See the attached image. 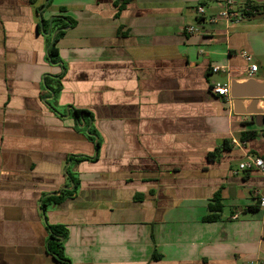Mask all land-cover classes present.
Wrapping results in <instances>:
<instances>
[{
	"label": "crops",
	"instance_id": "crops-1",
	"mask_svg": "<svg viewBox=\"0 0 264 264\" xmlns=\"http://www.w3.org/2000/svg\"><path fill=\"white\" fill-rule=\"evenodd\" d=\"M246 6L259 10L226 23L214 0H0V264H57L46 224L66 227L69 264H264L253 209L264 178L233 174L246 156L264 160V119L211 91L248 78L241 51L264 81V2ZM62 16L72 25L54 65ZM56 76L53 96L44 78ZM246 131L255 136L242 142ZM217 191L220 218L204 222ZM48 197L61 199L43 210Z\"/></svg>",
	"mask_w": 264,
	"mask_h": 264
},
{
	"label": "trees",
	"instance_id": "trees-1",
	"mask_svg": "<svg viewBox=\"0 0 264 264\" xmlns=\"http://www.w3.org/2000/svg\"><path fill=\"white\" fill-rule=\"evenodd\" d=\"M123 5H127L128 3L132 2L133 0H121ZM251 9L255 12L259 10L258 6L251 7ZM61 12L63 9L60 10ZM52 25H51V38L48 44V52H47V58L49 63L51 64H59V59H58V52L56 49V43L59 40L61 36L64 34V30L66 27H69L72 25V23L67 19L66 17H58V18H53L52 20ZM49 77V76H47ZM44 78V87L45 89L50 92V95H56L57 90L60 88V83L59 80L61 76H56V77H51V78ZM51 109L56 112V110L51 106ZM70 109V113L74 115L76 118L79 115H84L86 116V112H82L80 110H73L72 108ZM86 128V134L87 138L90 141H93L94 137V130L88 127V124L85 125ZM93 136V137H92ZM255 136V133L253 131H246L242 133L241 140L242 142L253 138ZM227 142L224 141L221 145L220 148L214 149L212 152H209L206 155V158L208 161H213L216 156L222 151V150H228L229 148L227 147ZM100 143L99 141H95V148L96 152L99 150ZM91 159V158H90ZM97 157L94 158L96 160ZM74 185H76L75 182H73ZM67 193V192H66ZM65 194V193H64ZM72 192H68L66 195H71ZM141 198L140 196H138ZM45 199V198H44ZM61 198H52L48 197L47 199L44 200V203L42 202V209L46 207V203H51L55 204L58 203V201ZM46 201V203H45ZM254 210H258V206L253 208ZM223 210V204L221 203V197H220V192L217 191L212 199L210 200V203L208 204V213L205 215L203 218L204 222H215L220 218V213ZM46 229L48 231V240L46 242L45 246V252L48 254L57 264H69V260L65 257L64 254V248H63V239L66 236L67 229L63 225H49L46 224ZM152 260H158L161 258L157 252H153L151 256Z\"/></svg>",
	"mask_w": 264,
	"mask_h": 264
},
{
	"label": "built area",
	"instance_id": "built-area-1",
	"mask_svg": "<svg viewBox=\"0 0 264 264\" xmlns=\"http://www.w3.org/2000/svg\"><path fill=\"white\" fill-rule=\"evenodd\" d=\"M214 1L219 5L218 19L223 20L226 23L240 22L244 19H247L252 12L253 13L255 12L251 9V7H247L246 3H243L242 11L241 13H238L230 10L231 6L233 5L232 0H214ZM194 12L198 19H202L205 13L204 8L201 6H196L194 8ZM197 32L198 31L196 26L191 25L185 28V33L187 34H193ZM239 54L247 64L246 66L247 76L251 77L256 73L258 69L257 64L253 62L252 56L247 52L241 51ZM211 70L213 73L226 72L225 70L217 66L212 67ZM211 91L219 97L229 98L228 97L229 81L214 83L212 85ZM231 144L236 145L237 143L235 142V140H231ZM251 170H256L264 178V160L254 156H246V158L241 163L238 164L237 169L233 172V174H237L238 172L251 171ZM255 195H256L258 210H261L263 212L262 219H263V229H264V190L262 193L256 192ZM235 218H236V213L232 216V219ZM262 240L264 241V234L262 236ZM244 264H254V263L246 262Z\"/></svg>",
	"mask_w": 264,
	"mask_h": 264
},
{
	"label": "water",
	"instance_id": "water-1",
	"mask_svg": "<svg viewBox=\"0 0 264 264\" xmlns=\"http://www.w3.org/2000/svg\"><path fill=\"white\" fill-rule=\"evenodd\" d=\"M247 0H241L240 3H246ZM254 3H263L264 0H249ZM228 97L231 100L232 110L238 116H252L257 126L262 125L264 119V81H258L256 78L248 77L242 81H229ZM248 101L251 110H245L242 107L244 101ZM262 108H257L258 104Z\"/></svg>",
	"mask_w": 264,
	"mask_h": 264
},
{
	"label": "rangeland",
	"instance_id": "rangeland-1",
	"mask_svg": "<svg viewBox=\"0 0 264 264\" xmlns=\"http://www.w3.org/2000/svg\"><path fill=\"white\" fill-rule=\"evenodd\" d=\"M233 5L231 6V11L241 13L243 4L240 3V0H232ZM246 3H249V1H246ZM261 211V210H260ZM224 215H228V208L226 207L224 210Z\"/></svg>",
	"mask_w": 264,
	"mask_h": 264
}]
</instances>
